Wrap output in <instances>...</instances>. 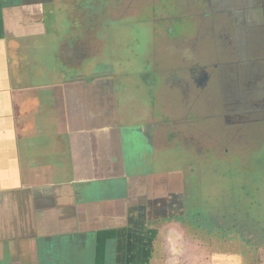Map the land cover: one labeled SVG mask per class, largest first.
<instances>
[{"label":"rangeland","instance_id":"obj_1","mask_svg":"<svg viewBox=\"0 0 264 264\" xmlns=\"http://www.w3.org/2000/svg\"><path fill=\"white\" fill-rule=\"evenodd\" d=\"M107 10L114 18H131L100 34L87 24L88 38L108 60L102 55L99 61L104 67L115 62L118 71L107 77L118 98L95 94L102 112L97 124L144 119L155 146L151 155L132 147L100 149L101 172L112 183L104 193L120 205L139 194L163 211L183 203L166 215L177 224L189 220L201 243L214 247L215 264H233L239 254L245 264H264V0H107ZM201 71L208 75L204 89L194 80ZM104 74L87 64L79 78ZM150 81L152 86L145 83ZM130 137L113 132L103 145L136 141ZM129 155L144 163L130 168ZM197 213L200 223L192 221ZM166 215L162 219L169 221ZM151 223L156 227V220ZM183 224L189 239L190 226ZM77 243L69 252L57 245L65 264L78 260L83 243Z\"/></svg>","mask_w":264,"mask_h":264},{"label":"crops","instance_id":"obj_2","mask_svg":"<svg viewBox=\"0 0 264 264\" xmlns=\"http://www.w3.org/2000/svg\"><path fill=\"white\" fill-rule=\"evenodd\" d=\"M64 1L0 0V264H65L57 245L69 252L77 241L83 245L75 264H215L214 247L187 239L181 223L166 215L182 210L183 203L163 211L139 194L120 205L104 193L112 183L101 172L100 149L121 152L128 141L122 139L125 147L105 146L117 130L103 139L81 132L139 123L97 124L95 94L101 92L85 85L93 87L98 79H80L87 65L81 70L66 59L71 15L64 8L71 5ZM78 33L71 35L83 39ZM98 63L105 79L114 73ZM101 94L118 98L106 88ZM139 149L152 153L150 147ZM128 158L130 168L142 159ZM152 220L159 223L150 228ZM240 255L233 264H245Z\"/></svg>","mask_w":264,"mask_h":264},{"label":"flooded vegetation","instance_id":"obj_3","mask_svg":"<svg viewBox=\"0 0 264 264\" xmlns=\"http://www.w3.org/2000/svg\"><path fill=\"white\" fill-rule=\"evenodd\" d=\"M64 3L65 4L70 3L71 5L70 7L72 8V10L70 11L71 19L69 18L70 27L65 32V35L69 36L67 40L65 39L66 59L69 61L70 64L78 65L79 67H81V70L84 69L87 63L95 67L97 66L102 67L101 66L102 64L99 65L98 59H99V56L104 55L103 53L104 49L102 50V48L98 47L96 39L88 38L87 35H89V32H88L89 26L87 24L90 23L93 26H96L98 28L97 30H99L97 32H99L100 34V32L105 28L106 25H113V24L119 25L120 23L124 22V20L131 18V17L126 13L120 18H114L112 15L108 13L107 0H69V1L65 0ZM77 23L80 25V28L79 30L76 31ZM75 32H76V35H78L79 34L78 32H80L83 36V39L77 36H72L74 35ZM127 48L128 47L126 45V49ZM116 54H119V53L116 52ZM119 61L120 60H116L118 64H121ZM106 68H107L106 72L110 70V72L107 73L108 75L113 71L115 72L116 70L113 63L111 64V66L106 67ZM259 72H261L260 75H262L264 73V70L259 71ZM195 73L199 74V76H196V75L194 76L195 83L200 88L204 89L208 82V75L206 74L205 71L195 72ZM255 75L256 74L254 73V76ZM104 77L105 76L103 75V77L99 78L95 86L88 87L87 85H85L86 86L85 88L87 89L91 88L92 90L95 91V93L97 92L103 93V90L106 88L107 90L110 91L111 95H113L114 97H118V89H116L114 82L107 81L108 79L107 78L105 79ZM152 82L154 83V81H150L148 83L145 82V83L147 85L152 86L153 85ZM86 94L87 93H84V96H83L84 98H86ZM89 95L90 94H88V97ZM80 102L82 103V106H83L84 105L83 99L80 100ZM143 121L145 120L143 119ZM132 122H138L139 124L126 126V127H122L121 125H119L117 126V128L112 127V126H106L101 129H96V128L95 129H83L81 133L86 136L94 135L95 138L97 139H103L107 134L112 133L113 131L117 130L121 134L128 133V135L131 136L130 138L136 137L135 142L134 141L128 142V145H127L125 144V141H124L123 143L120 144V146L125 147L127 145L126 146L127 148L132 147L135 150H137L139 147H142V148L154 147L155 145L152 139V134H153L152 127L148 124V122H141V123L140 121H132ZM200 216L201 214L197 213V217H196L197 219H192V221L200 223V221L198 220ZM184 224L185 225L187 224L188 226H190L191 222L188 220ZM184 224L183 226L186 227ZM190 231H191V234H190L189 239H191V241L202 242V240L198 239L200 232H197V228L193 229L192 226H190ZM192 233L196 235H193Z\"/></svg>","mask_w":264,"mask_h":264},{"label":"water","instance_id":"obj_4","mask_svg":"<svg viewBox=\"0 0 264 264\" xmlns=\"http://www.w3.org/2000/svg\"><path fill=\"white\" fill-rule=\"evenodd\" d=\"M101 236L104 237V234H102ZM98 244H101V240ZM102 245H104V244H102ZM97 251H99V250H97ZM102 251H103V248H102ZM103 252H105V250ZM111 253H112V251H110L109 255H111ZM103 264H106L105 261L103 262ZM108 264H109V262H108Z\"/></svg>","mask_w":264,"mask_h":264}]
</instances>
